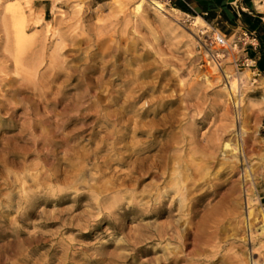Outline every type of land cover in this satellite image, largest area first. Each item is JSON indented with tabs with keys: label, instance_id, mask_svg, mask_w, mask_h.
<instances>
[{
	"label": "rangeland",
	"instance_id": "1",
	"mask_svg": "<svg viewBox=\"0 0 264 264\" xmlns=\"http://www.w3.org/2000/svg\"><path fill=\"white\" fill-rule=\"evenodd\" d=\"M140 1L0 0V264H159L178 244L162 252L157 231L169 219L160 217L154 189L177 180L176 156L209 167L194 180L225 182L214 202L253 177L264 209V68L256 49H233L236 33L208 17L165 0L164 12L149 0L136 11ZM216 34L228 47L212 43ZM217 134L232 142L213 168L197 148ZM138 153L160 170L130 181L124 175ZM180 200L172 214L182 225ZM258 232L252 242L228 232L201 264H231L234 256L264 264Z\"/></svg>",
	"mask_w": 264,
	"mask_h": 264
},
{
	"label": "bare ground",
	"instance_id": "2",
	"mask_svg": "<svg viewBox=\"0 0 264 264\" xmlns=\"http://www.w3.org/2000/svg\"><path fill=\"white\" fill-rule=\"evenodd\" d=\"M143 1H145V0H141L139 2V4H137V6H136L137 8H135L136 11L141 8V4ZM149 2H150V5L155 10H158L161 12L163 11L164 6L158 0H149ZM256 5H257V8L259 10H264V5L261 6V5H259V3H257ZM142 6H143V4H142ZM13 12H16V10ZM15 15H16V13H15ZM12 16H14V15H12ZM16 16L19 17V15H16ZM15 20H18V18ZM15 20H14V22H15ZM195 21H196V23L199 22L201 24H205V21L201 17L195 18ZM199 23H197V24H199ZM15 29H16V34H14V36H15V39L17 42L16 44L21 45L22 42L25 43V37L26 36L24 35L23 27L19 24V22H18V24L15 25ZM15 29H13V30H15ZM22 45H23V43H22ZM18 46L19 45H17L16 47H18ZM16 59L19 60L20 58L18 57ZM22 88H23V84H22ZM232 90L234 92V90H235L234 85H232ZM127 96L125 94V97H127ZM121 99H118V100H121ZM115 118H116V114H115ZM235 120H234V122H235ZM169 123H171V122H169ZM56 126L57 125H55V127ZM225 130L222 132H225ZM139 133H141V132H139ZM133 134H136V132H133ZM133 134H132V136H135ZM220 135H221V133H220ZM220 135L217 134L216 138H218V136H220ZM118 138H119V136H118ZM130 138H132V137H130ZM133 138H135V137H133ZM181 138H183V137H181ZM214 138H212V139H214ZM191 139H193V138H191ZM224 140H225V138L220 136L218 139L214 140L215 142L214 141L211 142L212 144H209V143L207 145L204 144V145H201L199 148H197V150L201 151V154H200L201 158L199 160L205 161L207 163H209V162L212 163L213 168L216 167L217 165H219L220 162H219V158L217 157V155L220 152H222V150L228 149L230 147L229 143L232 142V140H228V142H225ZM210 141H212V140H210ZM114 142H116V141H114ZM180 143H181V141H180ZM193 143H194V141H193ZM175 144H179V141L176 140ZM110 145H111V143H110ZM237 145L238 144H235L234 146H237ZM235 151H236V149H235ZM223 154H222V157H223ZM235 154H237V153H235ZM140 155H142V153H138V155L135 154L133 160L130 161V163L128 164V166H130L131 168L129 169V167H128L129 171L124 176H126L128 178V180H130V181H138L136 178V175L139 176L140 173L144 172L145 170H146L145 172L149 171V173L150 172L151 173H157L158 170H160V168L154 167L153 164H148V161L150 160L149 155L143 156L141 159L139 158ZM163 157H164V155H163ZM151 158H153V157L151 156ZM161 159H160V164L163 163V160H161ZM164 159H165V157H164ZM174 159L176 162V164L173 163L175 165L174 170L178 172L177 180H175V182H171L170 180H169L170 182H167L166 180H165L166 182H164V180H163V182L160 185H157L155 187L154 191H155V195L158 197V201H157L158 202V213H159L160 217H164V218L167 217V219H169L168 224H162L161 223L160 226L158 227V231H157V239H158V242L160 243V247L163 244V246L161 248L162 252L166 250V247H165L166 244L165 243H167V242H169V243L176 242L178 244V247L176 248V251H171L172 253L174 252L172 255L170 254L171 256L167 257L168 254L163 255L160 258V260H158L159 264H180L181 262H186L187 264H198L200 261L202 262V260L199 259L200 258L199 256L203 257L204 254H206V255L209 254L210 256L213 255L212 257H214V255L217 254L218 249L220 248L219 243L223 239L222 238L223 235H227L228 232H232L233 236L238 235L241 232H244L245 233L244 241L250 240L251 242L255 240L254 235L257 232V230L259 231V229H260V232H258L259 233L258 236L264 235V209H261L258 207V202H256L257 199L254 198L255 197V191H256V183H255V179L253 177H251L247 174L245 176L244 182H238L230 188V195L228 196V198H226V199L220 198L219 200L217 199L218 201L214 202V200L219 195L218 190L221 189L225 185V182L218 183V184L217 183L216 184H210L209 182L206 183L207 181L201 182L199 180H194L195 177H197V176L200 177L207 169H209V167L208 168L207 167L204 168L203 166L202 167H198V166L196 167V166L192 165V163L190 161H187V160L183 161L181 159V156L180 157L176 156V158H174ZM261 161L262 160H260V162ZM163 164H164V168H162V171H163L162 173L166 174L170 166L166 162H164ZM199 164H201V163H199ZM202 165L205 166V164H202ZM221 169H223V168H221ZM224 171H227L229 174L234 175L235 165H233L230 162L229 163L227 162L226 167L224 168ZM169 175H170V173H169ZM169 175L167 177H169ZM155 179H156V177H155ZM170 191H172L174 193V196H177V198L176 197L174 198V196H172L170 198V196H169ZM149 195H150V193H149ZM155 195H154V197H155ZM168 199L169 200L171 199V201L169 203L170 205L169 206L167 205L168 206V208H167L165 205H166V201ZM177 199H179V200L181 199L179 201V205L176 206L177 210L179 211L180 216L182 214L186 218L185 220H183L184 222L182 225L179 222V220L182 221L181 217L179 219L177 218L178 220H176V219H174V215H173L174 214L173 211L175 210V202ZM179 213H178V216H179ZM184 217H182V219H184ZM196 219H198V220L196 221ZM226 220L229 222L228 228H225L223 226L224 225L223 223ZM163 223H165V222H163ZM257 225H260L258 229H256ZM181 226H184V227L181 228ZM188 241H190V243ZM190 244H193L194 250L190 251L186 255H184V254L182 255V253H181L182 256L181 255L179 256L178 255L179 252L180 251L183 252L184 249H186V247ZM167 251H168V249H167ZM193 253H194L195 257H198L197 259L194 258ZM187 257H189V258H187ZM233 259L234 260L231 262V264H240V261H238V259L235 256L233 257ZM201 262H200V264H201ZM250 262H251V260H250ZM253 264H257V262L253 261Z\"/></svg>",
	"mask_w": 264,
	"mask_h": 264
},
{
	"label": "crops",
	"instance_id": "3",
	"mask_svg": "<svg viewBox=\"0 0 264 264\" xmlns=\"http://www.w3.org/2000/svg\"><path fill=\"white\" fill-rule=\"evenodd\" d=\"M105 3L110 0H96ZM188 14L208 17L211 24L226 26L233 33L248 32L256 37L253 58L264 68V12L256 7L262 0H165Z\"/></svg>",
	"mask_w": 264,
	"mask_h": 264
},
{
	"label": "built area",
	"instance_id": "4",
	"mask_svg": "<svg viewBox=\"0 0 264 264\" xmlns=\"http://www.w3.org/2000/svg\"><path fill=\"white\" fill-rule=\"evenodd\" d=\"M235 35H237L235 37ZM233 37H235V39L229 43V46H232V48L237 49V47L240 45V49L242 47L243 51H245V47L246 46H250L251 48H256L257 44H256V37L253 33H248V32H240V33H236ZM228 39L226 38L225 35H221V34H216L213 39H212V43L220 48H225L228 47Z\"/></svg>",
	"mask_w": 264,
	"mask_h": 264
}]
</instances>
